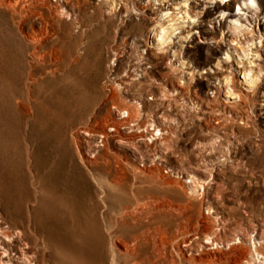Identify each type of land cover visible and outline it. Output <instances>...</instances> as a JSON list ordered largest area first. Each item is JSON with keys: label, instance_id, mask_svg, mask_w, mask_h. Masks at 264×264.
I'll use <instances>...</instances> for the list:
<instances>
[{"label": "rangeland", "instance_id": "1", "mask_svg": "<svg viewBox=\"0 0 264 264\" xmlns=\"http://www.w3.org/2000/svg\"><path fill=\"white\" fill-rule=\"evenodd\" d=\"M180 2L0 0V163L16 169L34 146L35 133L49 141L51 154L62 149L87 159L128 162L129 169L170 182V191L144 190L139 196L172 203L178 232L210 226L221 250L261 244L264 253V44L252 49L262 59L252 69L259 80L251 90L242 78L248 62L239 61L243 69L237 66L234 53L240 49L232 44L264 40V0L249 10L252 36L230 23L239 0H189V15L199 16L197 23L183 27L165 51H158L156 25L166 21L160 13ZM221 11L227 13L223 19ZM189 32L190 39H180ZM225 51L229 63L222 59ZM78 57L83 63L76 74L85 83L96 77L93 86L70 82L73 74L56 86L71 84L76 106L52 110L40 81L32 88L29 115L18 112L11 97L22 89L21 77L30 71L38 80L51 73L60 79ZM229 75L231 82L224 85ZM101 92H112L115 104L102 105ZM129 109L135 118L124 122L118 113ZM107 110L111 121L103 124L99 115ZM104 130L107 137L100 142ZM2 174L3 169L0 202ZM217 248L218 242H209L205 250ZM263 262L259 255L255 264Z\"/></svg>", "mask_w": 264, "mask_h": 264}, {"label": "bare ground", "instance_id": "2", "mask_svg": "<svg viewBox=\"0 0 264 264\" xmlns=\"http://www.w3.org/2000/svg\"><path fill=\"white\" fill-rule=\"evenodd\" d=\"M235 17L234 13L231 19ZM232 26L236 30V25ZM155 31L157 36L159 28ZM82 63V57H78L60 79L51 73L49 79L38 80L28 71L20 78L22 89L11 97V102L18 112L29 115L32 88L44 82L48 107L76 106L71 84L56 86L59 80H70L71 74L75 77L70 82L77 86H93L96 77L91 76L85 83L81 74H76ZM101 93L102 105L115 104L112 92ZM126 111L124 122H131L136 113ZM99 116L103 124L111 121L108 110ZM93 119L96 123L97 118ZM35 134L34 146L27 148L25 159L16 169L3 168L0 163V264H255L259 255L264 261L261 244L253 250L244 245L221 250V242L210 226L178 232L172 203L143 201L139 196L144 190L170 191V182L153 172L129 169L131 164L119 159H98L94 155L87 159L62 149L51 154L49 141ZM106 134L104 130L100 142ZM144 183L146 187L141 186ZM108 213L111 216L107 218ZM4 235L11 238L10 242L3 239ZM201 235L205 241H195ZM209 242L213 246L218 242L217 251L205 250ZM3 251L8 255L3 256Z\"/></svg>", "mask_w": 264, "mask_h": 264}, {"label": "clouds", "instance_id": "3", "mask_svg": "<svg viewBox=\"0 0 264 264\" xmlns=\"http://www.w3.org/2000/svg\"><path fill=\"white\" fill-rule=\"evenodd\" d=\"M147 2H149V0H147ZM161 2L165 3L166 0H161ZM227 2L228 0H219V3L221 4H225ZM181 8L184 9L183 12L180 11ZM251 9H257L256 0H239V3L235 7L236 17L230 20L231 24L236 25L237 32H239L240 29H244V31H246L249 36L253 35V28H254L253 24L249 23V10ZM132 11L135 10L132 9ZM173 11H175L176 13L175 19H170ZM226 15H227L226 12H221L219 14L220 19H223ZM198 17L199 16L197 15H189V0H181V2L178 5H172L171 10L167 8L163 10L160 13V20L161 21L167 20V23L161 26L160 23L158 22L156 25V27L159 28V33L156 36L157 42L160 45L158 51H165L166 50L165 46L170 45L173 42V37H176L178 35L180 29L183 27H188L189 25L196 24ZM252 17L254 19L255 13H252ZM241 21H243V23H241ZM177 24H179V27H177ZM192 34H193L192 32H189L186 36H181L180 39H184V40L190 39ZM232 44L235 45L236 48L240 49L239 53H234L238 61L237 66L243 69L244 65L243 63H239V61L247 60L248 62V69L242 72V78L244 83L247 85L248 89L251 90L256 86L259 80V74L253 75L252 69L257 67L255 61L262 59L260 54L258 52L253 53L252 49L254 47H258L264 44V40H257L255 43L249 42L243 46L239 44L237 41L233 40ZM222 59L227 63L231 62L232 60L231 56L228 54L227 51L223 53ZM215 68H220L219 60L215 63ZM221 70L223 71V69ZM209 71H211V69H209ZM228 71L230 72L231 69H229ZM134 79H138V76H135ZM223 81H224V85L230 84L231 76L230 75L225 76L223 78ZM114 86L119 91L120 85L116 84ZM227 94L229 96L233 95L231 88H228ZM137 107H139V105H137ZM118 115L120 117H126L128 113L127 111H121L118 113ZM157 135H159V133H157ZM215 142L216 141H213V143ZM16 235L19 236L20 232L17 231ZM3 239L8 242H10L11 240V238L8 237L7 235H4ZM2 255L7 256L8 255L7 251H3Z\"/></svg>", "mask_w": 264, "mask_h": 264}]
</instances>
